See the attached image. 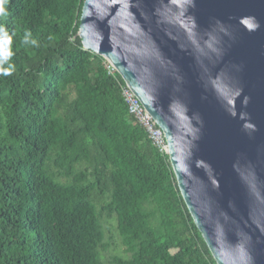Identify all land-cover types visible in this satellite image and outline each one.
I'll return each mask as SVG.
<instances>
[{
  "label": "trees",
  "instance_id": "16d2710c",
  "mask_svg": "<svg viewBox=\"0 0 264 264\" xmlns=\"http://www.w3.org/2000/svg\"><path fill=\"white\" fill-rule=\"evenodd\" d=\"M83 3L8 0L0 22L15 33V71L0 76V264H217L124 79L77 36ZM113 229L127 257L110 254Z\"/></svg>",
  "mask_w": 264,
  "mask_h": 264
},
{
  "label": "water",
  "instance_id": "95a60500",
  "mask_svg": "<svg viewBox=\"0 0 264 264\" xmlns=\"http://www.w3.org/2000/svg\"><path fill=\"white\" fill-rule=\"evenodd\" d=\"M77 36L165 133L217 264H264V0H84Z\"/></svg>",
  "mask_w": 264,
  "mask_h": 264
},
{
  "label": "built area",
  "instance_id": "2783aa9c",
  "mask_svg": "<svg viewBox=\"0 0 264 264\" xmlns=\"http://www.w3.org/2000/svg\"><path fill=\"white\" fill-rule=\"evenodd\" d=\"M109 68L111 72L116 70L111 63H109ZM122 95L129 114L145 129L152 143L161 152L168 154V143L164 131L127 84L122 86Z\"/></svg>",
  "mask_w": 264,
  "mask_h": 264
},
{
  "label": "clouds",
  "instance_id": "9594fccd",
  "mask_svg": "<svg viewBox=\"0 0 264 264\" xmlns=\"http://www.w3.org/2000/svg\"><path fill=\"white\" fill-rule=\"evenodd\" d=\"M7 4L8 0H0V22L6 21L9 16ZM14 35V32H8L4 23H0V76H10L15 71V65L11 62L15 54L12 48ZM22 43L26 46H38L37 40L31 38V32L25 33Z\"/></svg>",
  "mask_w": 264,
  "mask_h": 264
},
{
  "label": "rangeland",
  "instance_id": "374dc122",
  "mask_svg": "<svg viewBox=\"0 0 264 264\" xmlns=\"http://www.w3.org/2000/svg\"><path fill=\"white\" fill-rule=\"evenodd\" d=\"M112 233L115 235V239H116V245L113 246L112 248H110V254L112 255H119V256H122V257H127L125 251H124V247L123 245L121 244L120 242V239L117 235V232L115 231V229L112 230Z\"/></svg>",
  "mask_w": 264,
  "mask_h": 264
}]
</instances>
